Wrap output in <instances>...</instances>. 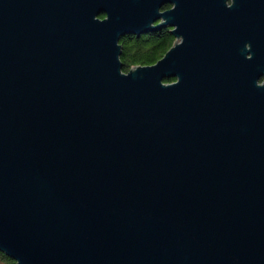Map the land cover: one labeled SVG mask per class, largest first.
<instances>
[{"label": "water", "instance_id": "95a60500", "mask_svg": "<svg viewBox=\"0 0 264 264\" xmlns=\"http://www.w3.org/2000/svg\"><path fill=\"white\" fill-rule=\"evenodd\" d=\"M263 74L264 0H0V250L264 264Z\"/></svg>", "mask_w": 264, "mask_h": 264}, {"label": "trees", "instance_id": "16d2710c", "mask_svg": "<svg viewBox=\"0 0 264 264\" xmlns=\"http://www.w3.org/2000/svg\"><path fill=\"white\" fill-rule=\"evenodd\" d=\"M170 7L166 4L165 8ZM104 15H101L103 17ZM175 40L171 28L162 27L140 35L128 34L121 38L123 70L132 66L150 65L158 61ZM173 80V79H171ZM170 80V81H171ZM0 264H17V261L0 250Z\"/></svg>", "mask_w": 264, "mask_h": 264}, {"label": "flooded vegetation", "instance_id": "af4514ba", "mask_svg": "<svg viewBox=\"0 0 264 264\" xmlns=\"http://www.w3.org/2000/svg\"><path fill=\"white\" fill-rule=\"evenodd\" d=\"M167 4H168V3H167ZM169 5H170V7H171V4H169ZM165 6H166V4L164 5V9H166ZM170 7H168V8H170ZM263 79H264V74L262 75V78L260 79V83L263 82Z\"/></svg>", "mask_w": 264, "mask_h": 264}]
</instances>
